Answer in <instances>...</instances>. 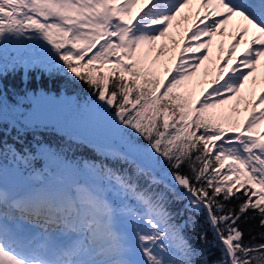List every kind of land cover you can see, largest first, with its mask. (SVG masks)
Returning <instances> with one entry per match:
<instances>
[{
	"label": "snow or ice",
	"instance_id": "obj_1",
	"mask_svg": "<svg viewBox=\"0 0 264 264\" xmlns=\"http://www.w3.org/2000/svg\"><path fill=\"white\" fill-rule=\"evenodd\" d=\"M262 68L264 0H0V264H264Z\"/></svg>",
	"mask_w": 264,
	"mask_h": 264
},
{
	"label": "trees",
	"instance_id": "obj_2",
	"mask_svg": "<svg viewBox=\"0 0 264 264\" xmlns=\"http://www.w3.org/2000/svg\"><path fill=\"white\" fill-rule=\"evenodd\" d=\"M33 76H35L36 74H32ZM21 76H22V72L20 73H16L14 75H10L7 80L6 83L9 84L10 88L12 86H15L14 90L19 92L21 90L22 84H21ZM43 84L46 88H50L51 85H49V82L45 79L43 81ZM31 87L35 88L36 87V81L34 80ZM52 92L53 94L58 95V92L55 88H52ZM69 95L73 94L72 92L68 93ZM9 95L11 96V92L9 93ZM55 113V112H54ZM56 114L51 116V119L57 118L54 117ZM50 123V122H49ZM48 126L52 125L49 124ZM53 124H55L54 122H52ZM58 127H62L63 125H57ZM67 131H59L55 128H47L45 126H41L39 128L36 129L35 135L41 139L44 142L50 143L53 147H58V148H64L65 152L67 153V155L72 158H88L94 155L92 147L88 144H76V143H72L70 148L67 147V145L69 144L68 141V137L66 135ZM6 135H5V139H7L9 141V143H13L14 139L16 137V132L14 130H12L10 127L8 129H6ZM27 141L29 142H34L33 139V134H29L27 136ZM17 147H19V145H17ZM36 168H42L43 167V161H38L35 165ZM243 227H246L243 226ZM209 237L211 238V233L209 232ZM210 252L212 253V256L210 258H215L219 255V252L217 249L215 248H210Z\"/></svg>",
	"mask_w": 264,
	"mask_h": 264
},
{
	"label": "rangeland",
	"instance_id": "obj_3",
	"mask_svg": "<svg viewBox=\"0 0 264 264\" xmlns=\"http://www.w3.org/2000/svg\"><path fill=\"white\" fill-rule=\"evenodd\" d=\"M217 48H214V52ZM7 55L9 57L14 56L15 52L12 51L11 45L9 46ZM203 73V69L201 70V76ZM258 75H261V69L258 72ZM72 95V94H71ZM27 107V106H26ZM55 112V113H54ZM56 114L54 119H51V116ZM43 117L47 119L50 123L54 122L55 125H64L65 122L71 121L74 116L70 108H65L61 105H53L43 109ZM53 124V123H52Z\"/></svg>",
	"mask_w": 264,
	"mask_h": 264
},
{
	"label": "bare ground",
	"instance_id": "obj_4",
	"mask_svg": "<svg viewBox=\"0 0 264 264\" xmlns=\"http://www.w3.org/2000/svg\"><path fill=\"white\" fill-rule=\"evenodd\" d=\"M220 39L221 38L219 36L216 38V44H214V48H217L218 47V44H219ZM261 74H264V68L261 69Z\"/></svg>",
	"mask_w": 264,
	"mask_h": 264
}]
</instances>
